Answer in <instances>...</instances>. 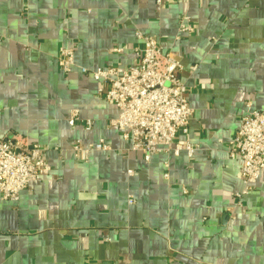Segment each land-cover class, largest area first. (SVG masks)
I'll list each match as a JSON object with an SVG mask.
<instances>
[{
  "label": "crops",
  "instance_id": "1",
  "mask_svg": "<svg viewBox=\"0 0 264 264\" xmlns=\"http://www.w3.org/2000/svg\"><path fill=\"white\" fill-rule=\"evenodd\" d=\"M138 30L181 60L194 114L176 141L192 157L132 151L81 70L137 63ZM248 104L264 112V0H0V138L43 145L51 167L16 201L0 192V264H264V171L238 197L230 156ZM74 109L91 129L69 125ZM101 139L110 151L75 157Z\"/></svg>",
  "mask_w": 264,
  "mask_h": 264
},
{
  "label": "built area",
  "instance_id": "2",
  "mask_svg": "<svg viewBox=\"0 0 264 264\" xmlns=\"http://www.w3.org/2000/svg\"><path fill=\"white\" fill-rule=\"evenodd\" d=\"M192 31L194 26L189 17L182 16L179 32L187 34ZM136 38L140 53L137 63L127 67L113 64L92 70L83 67L81 70L106 86L100 90L101 96L119 110L110 125L131 143L132 151L141 153L147 161L163 150L175 155L185 151L192 157L196 146L176 141L177 134L188 133L194 114L180 77L183 68L181 60L172 53L164 52L153 35L138 30ZM58 60L59 66L70 72L75 65L74 50L61 49ZM68 123L70 126L81 123L86 129L93 126V121L81 118L77 109L71 112ZM71 149L76 158L87 161L93 151H110L112 147L103 139L93 144L76 140ZM46 150L41 144L30 143L26 136L16 134L0 138V192L3 199L16 201L21 191L51 169L45 158ZM230 156L242 161L240 176L243 188L237 195L246 196L255 188L264 171L263 111L255 110L248 104L231 141ZM164 176L168 179L169 173L165 172ZM130 201L133 202V199Z\"/></svg>",
  "mask_w": 264,
  "mask_h": 264
}]
</instances>
